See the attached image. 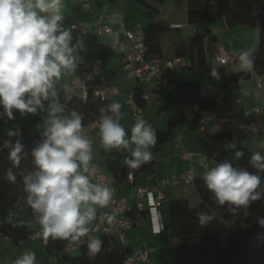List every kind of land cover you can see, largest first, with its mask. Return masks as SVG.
I'll use <instances>...</instances> for the list:
<instances>
[{
    "label": "clouds",
    "instance_id": "obj_1",
    "mask_svg": "<svg viewBox=\"0 0 264 264\" xmlns=\"http://www.w3.org/2000/svg\"><path fill=\"white\" fill-rule=\"evenodd\" d=\"M63 8V0H0V119L13 121L16 112L21 117L43 114L42 123L36 124L37 129H43L42 138L30 153L21 142L17 125L7 131L8 139L0 151L7 150L13 166L5 171L4 178L15 184L20 177L26 193L24 202L32 210L45 243L51 237L84 245L87 255L94 258L102 250L103 240L93 233L105 221L111 224L115 220L109 212L98 215V208L110 206L114 189L90 180L97 166L92 163V142L83 135V116L58 98L57 82L83 62L78 43H73L74 29L65 27ZM112 35L113 45L118 44L119 33ZM238 61L239 71H254L251 49L241 51ZM210 74L220 78L217 68ZM242 82L240 77L238 83ZM121 109L118 101L99 108L98 135L105 149L127 151L130 155L125 157V164L140 169L153 159L149 149L157 144L156 130L138 116L128 138L120 123L124 115ZM239 144V148L225 144V149H235L233 157L214 163L202 176L214 203L233 216L241 212L248 215L251 205L264 199V153H251L248 163L255 171H249L238 163L249 145L243 139ZM29 156L33 169L14 172L13 168L20 169ZM196 216L199 225L207 227L216 212L209 208ZM257 222L264 227V217L258 215ZM12 264L38 262L34 252L26 251Z\"/></svg>",
    "mask_w": 264,
    "mask_h": 264
},
{
    "label": "trees",
    "instance_id": "obj_2",
    "mask_svg": "<svg viewBox=\"0 0 264 264\" xmlns=\"http://www.w3.org/2000/svg\"><path fill=\"white\" fill-rule=\"evenodd\" d=\"M137 1L148 8L145 13L148 22L143 26L147 53L150 56L159 57L161 55L159 38L168 25L163 20H151V15L156 9L150 1L162 2L163 0ZM217 18H223L228 27L236 23L259 26V46L253 55L255 70L264 73V0H187L188 22L195 24L197 28L204 25L203 28H196L189 38L188 54L191 63L188 66H192L194 61L195 66L206 68L210 74L212 68H207L204 51L200 44L203 37L209 32L205 23ZM193 48H197L195 53L191 52ZM214 68H217L220 74L225 72L222 67ZM248 76L249 72H231L227 74L226 81L239 80L240 77L244 79ZM141 92V86L136 85L134 96L139 103H142ZM111 101L117 100L95 101L88 99L82 101L74 96H68L63 100V104L67 105L68 109L83 114V121L94 120L98 127L99 108ZM198 104L211 117L205 129L200 131L199 143L210 157L216 162H221L228 154V151L222 149V143L234 137L239 123L245 120L244 110L232 100L217 101L202 97ZM2 111L3 109L0 108V112ZM15 115L16 119L7 123L4 119H0V145L5 139H8L7 131L13 125H17L21 130V142L25 145V150L30 153L31 148L41 140L43 129L35 128L32 132L27 133L25 125L17 120V112ZM199 118L200 115L197 112L184 114L176 109L166 121L164 131L156 133V145L166 142L167 136L178 124H186L190 129H198ZM211 126H218V132L210 133L208 128ZM129 155L127 151L113 149L108 151L101 162L118 182L127 179L130 172L135 176L138 173L152 170L156 165V160L153 158L151 162L144 164L140 169H131L125 164V157ZM12 167L7 150L0 151V216L3 218L8 209L14 207L17 202L23 206L26 212L22 225H11L3 221L0 224V229L10 234L15 242H20L32 228L39 225L34 221L32 210L24 202L26 193L20 177H17L15 184L4 178L5 171ZM32 169L29 156L27 161H22L20 169L13 168V171L27 172ZM202 176H198L196 179L202 180ZM197 189L200 200L195 205H189L186 197H175L165 203V207L161 211L164 228L156 235L162 241L157 252L156 264H207L206 258L209 256L219 264L264 263V227L257 222L258 215L264 217V199L253 203L248 210V215L241 212L239 215L233 216L228 214L226 208L218 207L214 203L211 194L207 193L204 185L198 184ZM209 208L215 210L216 218L207 227H202L197 221L196 214L200 211H208ZM129 214L134 217V209H131ZM218 217L226 224L223 229L218 227ZM217 231H221L229 238L235 247V252L221 251L214 247ZM97 237L103 240V247L94 258L87 255L86 246L80 245V254L73 256L64 254L61 259L62 264H121L124 253L129 250V247H122L114 237L107 234H100ZM42 241L43 247L47 251H60L65 243V240H53L51 237L48 238L47 243L44 238ZM24 253L14 257L12 261Z\"/></svg>",
    "mask_w": 264,
    "mask_h": 264
},
{
    "label": "crops",
    "instance_id": "obj_3",
    "mask_svg": "<svg viewBox=\"0 0 264 264\" xmlns=\"http://www.w3.org/2000/svg\"><path fill=\"white\" fill-rule=\"evenodd\" d=\"M63 3L64 8L62 11L66 20L73 19L77 21H88L93 16L107 13L114 33L118 32L121 34L124 29L131 28L137 24L145 26L148 22V19L145 16L148 8L137 0H91L92 9L89 12L82 11L80 0H63ZM159 18L167 25H170V27L166 28V30L160 35L159 42L161 46V55L159 57L168 58L179 54L184 56L186 60L185 66L176 67L166 71L169 80L174 86V94L158 87L134 83V81L127 79L124 75L119 55L113 49L109 37H105V43L100 54L104 74L101 78L97 79L96 82L119 84L122 95L115 98V100L122 105L121 111L124 115L120 123L126 129L128 138L131 136V126L134 124L130 119V106L125 101V95L136 84L141 86L142 91L147 92L151 97L152 102L143 105V110L144 114L150 121L152 120V117L154 118L153 128L156 130V133H162L164 131L166 121L177 109V103H187L184 100L192 99L191 102L193 103H199V100L202 97H208L217 101L232 100L243 110H249L251 107L264 101V73H259L254 69V71L249 72V76L244 78L243 82L240 84L238 83V80L226 81L228 73L239 71L238 56L241 51L251 49L252 52H255L258 50L260 30L258 25L249 26L236 23L233 26L228 27L225 25L223 18L213 19L205 23L209 28V32L203 37L202 45L207 68L210 69L216 67V64L212 60V53L216 49L232 52L236 57L234 63L224 68L225 72L223 74L219 73L220 78L215 79L208 73L206 68H198L195 66L194 61L192 62V66H188L191 62L188 54V47L186 46H188L189 38L197 28L196 25L184 23L177 18L169 19L168 15H161L159 12L156 13L154 11L151 15V20L156 21ZM176 23L180 24V29L171 27L172 24ZM185 27H187V30H184ZM203 27L204 25H200L197 29ZM167 33H172L171 39L170 41L163 43L162 38ZM186 37L188 39H186ZM94 39L95 33L93 29L89 27L85 37L78 35L73 40V43H78L79 45V55L83 62L78 65L74 72L66 73L57 82L56 88L58 98L62 103L63 100L67 98L65 88L74 79L81 78L84 75L85 62L92 55L91 45ZM211 50L212 53H210ZM208 53H210V55ZM192 93L193 96L191 98L189 95ZM172 105L175 106H173V110ZM42 115L43 114L34 116L29 114L21 117L19 112H17V119L25 125L26 131L29 133L36 128L37 123H42ZM248 122L258 124L264 123V118L249 114L245 116V120L242 123ZM218 130V126H211L208 128L210 133L218 132ZM200 134L201 132L198 129H190L186 124H178L175 126L171 134L167 136L166 142L156 145L155 148H152L151 150L152 157L156 160L155 167L150 171L141 172L135 176L130 172L131 179L128 176L127 179L122 182H118L114 179L113 186L117 193L129 196L132 194L135 186L145 184L150 185L153 183L154 178L172 175L180 171L184 168L185 163L176 155L177 148L175 147V139H180V142L188 149L203 150V146L199 143ZM241 139L247 141L249 147L245 149V157L238 161V163H244L254 151H261L264 153V147H262L264 146V137L257 135L256 132L249 130L245 132L243 129L238 128L232 140L237 143V147H240L239 141ZM106 151L107 149L104 148L98 135L97 127L94 132L93 154L98 161L102 162ZM234 151L235 149L228 151V154L224 159H231ZM205 171L206 170H199L198 172L199 174H204ZM176 188L177 187H167L165 189V199L160 207L161 211H163L165 203L168 200L175 197H181L177 193ZM133 202L134 198L132 197L130 199V204L132 205ZM14 211L17 220H23V218H25V209L19 202L14 206ZM134 217L135 222L127 232V246L131 249L142 244L150 246V240L156 236L151 233L146 211H135ZM139 217L141 218L138 219ZM38 240L31 241L27 236L20 242H15L13 239L5 240L0 238V259L5 258L6 263L10 264L14 257H17L26 251H32L35 253L39 264L46 262L49 255L59 253V251H47L43 247L42 239Z\"/></svg>",
    "mask_w": 264,
    "mask_h": 264
},
{
    "label": "built area",
    "instance_id": "obj_4",
    "mask_svg": "<svg viewBox=\"0 0 264 264\" xmlns=\"http://www.w3.org/2000/svg\"><path fill=\"white\" fill-rule=\"evenodd\" d=\"M81 9L84 12H89L92 9L91 0H80ZM65 27L73 28L74 39L79 36H86L88 28L91 27L95 33V39L91 45L92 55L85 62V72L81 78L74 79L66 88L65 93L68 96H74L82 101L88 99L95 101H104L108 99H115L122 95L121 88L118 83H99L97 79L101 78L104 74L103 63L101 58V52L105 43V37H109L112 42L113 49L118 53L124 75L127 79L134 81V83H141L146 86L158 87L160 89L173 92V84L169 80L166 71L176 67H183L186 65L184 56L176 54L168 58H160L156 56H150L147 53V47L144 42L143 26L137 24L131 28L124 29L119 34V43L113 45V27L108 19V14L104 13L99 16H93L88 21H77L73 19H67ZM170 27V25H168ZM171 27L179 28L180 24H172ZM236 57L232 52L216 49L212 53V60L216 64V67L225 68L234 63ZM226 61L227 64H222ZM137 85V84H136ZM134 85L131 90L125 95V101L130 106V119L135 123L138 116H142L151 125L150 120L146 117L143 110V105L150 104L152 102L150 95L142 91L140 99L142 103H139L135 99ZM139 86V85H137ZM177 109L179 112L188 114L190 112H197L200 115L198 130L203 131L210 122L211 117L207 112L202 109L198 103H177ZM81 114V113H80ZM254 115L256 117L264 118V101L260 104L251 107L249 110H244V115ZM83 116V114H82ZM85 135L92 142V148H94V132L97 128V124L94 120L83 121ZM239 128L246 131H254L257 135L264 137V123H239ZM225 144H236L232 140H226L222 143V149L225 151L234 150L232 148L225 149ZM175 147L177 148V157L185 163L184 168L172 175H165L154 178L153 183L150 185H138L133 189L132 194L129 196L117 193L113 186V175L106 169V167L97 160L93 154L92 163L95 164L96 174L91 176L90 180L93 183L106 184L110 188L114 189V197L108 208H98V215L101 212H109L114 214L115 220L110 224L107 221L100 224L99 231L93 233L95 236L100 234H107L112 237L122 246L128 247L127 232L135 222V217L129 214V211L133 209L136 212L146 211L149 220V226L151 233L156 236L164 228L161 205L165 199V189L167 187H178L181 185H188L192 183L198 176L199 170H206L210 166L214 165L216 161L210 157L207 152L203 150H191L185 147L180 139H175ZM250 156L244 163H239L240 166L247 168L249 171H255L248 163ZM131 179V174L128 175ZM152 176V175H150ZM134 198V202L131 205L130 199ZM11 225H22L23 220H17L15 217L14 207H11L2 218V222ZM99 223V220L93 222V226ZM27 237L31 241L43 239L41 234V228L36 226L32 228ZM0 238L5 240H11L10 234L0 229ZM86 239V238H85ZM79 244H73L70 241H65L63 247L59 253H53L49 255L48 260L39 264H62L61 259L64 254L73 256L76 251L79 250ZM152 247L142 244L135 248H129L124 253L121 264H147L150 260V253Z\"/></svg>",
    "mask_w": 264,
    "mask_h": 264
},
{
    "label": "rangeland",
    "instance_id": "obj_5",
    "mask_svg": "<svg viewBox=\"0 0 264 264\" xmlns=\"http://www.w3.org/2000/svg\"><path fill=\"white\" fill-rule=\"evenodd\" d=\"M151 3L154 5V7L156 9L155 10L156 13L159 12L161 15H163V14L168 15L169 19L170 18H177V19L182 20L184 23H187V24L189 23L188 20H187V0H163L162 2L151 1ZM157 20H160V18L157 19ZM184 30H187V27H185ZM171 34L172 33H167L165 36H163L162 42L166 43L167 41H170ZM186 39H188V38L186 37ZM186 47L190 48V46H186ZM200 47H202V49H203L202 43L200 44ZM196 50H197V48H193L191 50V52L195 53ZM210 53H212V50L210 51ZM210 53H208V54L210 55ZM189 96H191V98H192L193 93L191 95H189ZM184 101H186L187 103H192L191 102L192 99L184 100ZM173 106L174 105H172V110L175 107V106L174 107ZM153 121H154V118L152 117V120L150 121L152 127H153ZM237 148H239V147H237ZM149 150L151 151L152 148L150 147ZM108 151L109 150L106 151L105 156L107 155ZM209 169L210 168H207L206 171H208ZM198 184L204 185L203 179L202 180L196 179V180H194L192 183H190L188 185L178 186L176 188L177 193L181 197H186L187 200H188L189 205H195L200 200L199 192H198V189H197V185ZM207 193H209L208 190H207ZM140 218L141 217H139L138 219H140ZM1 219H2V217L0 216V223L2 221ZM225 225H226L225 222L220 217H218V227H219V229H223V227H225ZM172 241H175V239H172ZM161 244H162V241L159 238H157V237H153L150 240V246L152 247V251L150 253V260L148 261L147 264H156L157 252H158ZM214 247L216 249H218V250H221V251L235 252V247L233 246L232 242L221 231H217L216 234H215ZM76 254H80L79 250L76 251ZM0 260H1V264H7L6 261H5V258L0 259ZM206 261H207V264H219V262L214 260L211 256H209V258H206ZM262 264H264V263H262Z\"/></svg>",
    "mask_w": 264,
    "mask_h": 264
}]
</instances>
